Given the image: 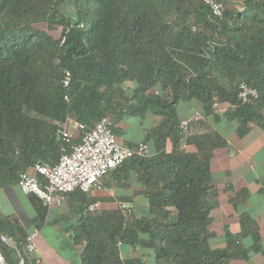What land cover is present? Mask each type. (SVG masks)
<instances>
[{
  "label": "trees",
  "instance_id": "16d2710c",
  "mask_svg": "<svg viewBox=\"0 0 264 264\" xmlns=\"http://www.w3.org/2000/svg\"><path fill=\"white\" fill-rule=\"evenodd\" d=\"M217 1L224 6L220 17L201 0H0V188L17 184L35 164L58 161L55 120L69 117L92 127L107 116L114 131L125 114L160 117L141 141L151 152L109 173L115 181L136 175L147 214L119 205L90 212L95 199L88 193L67 195L81 264H231L248 256L244 236L253 239L252 251H262L245 211L240 231L225 232V247L209 243L218 195L210 159L227 142L207 118L236 120L239 137L251 124L264 129V0ZM241 82L258 96L242 102ZM180 101H196L202 110L185 133ZM27 196L43 222L49 208ZM232 203L237 206L235 198ZM0 235L12 243L0 240L8 264L19 256L26 264V234L17 222L0 216ZM122 250L140 253L123 258Z\"/></svg>",
  "mask_w": 264,
  "mask_h": 264
},
{
  "label": "crops",
  "instance_id": "0c3cea01",
  "mask_svg": "<svg viewBox=\"0 0 264 264\" xmlns=\"http://www.w3.org/2000/svg\"><path fill=\"white\" fill-rule=\"evenodd\" d=\"M176 111L180 121L202 117L201 106L196 101H180ZM144 116L146 120L125 114L120 121L114 123V132L120 144L128 146L141 142L146 129L160 122L158 115L146 113ZM211 117L207 118L208 124L226 139L227 144L225 147L216 148L210 159L211 177L218 195L216 206L211 212L210 229L214 236L210 238L209 243L213 248L225 247V232L240 231L239 214L241 210L245 211L252 217L259 230L262 251H252L253 239L250 236H244L240 243L248 250V256L236 257L230 262L231 264H264V194L259 192L264 184V129L251 124L249 131L243 137H239L235 130L236 120H227L226 117L219 116L218 120L212 117L215 122L211 123ZM147 118H150V124ZM215 123H220V126ZM134 124H137L140 130H138V136H133ZM183 147L190 151L194 150L192 144H183ZM148 150L151 152L152 148L148 147ZM29 172L33 173V170ZM108 174L102 179V190L91 191L88 196L99 200L101 209H109L115 205L126 208L124 206L129 205L130 210L138 213L137 215L147 214V199L142 193L141 184L136 181V175L129 173L126 180L115 181L110 180V174ZM243 189L248 191L249 197L245 203L241 201L243 203L241 204L236 194ZM234 198L237 206L232 203ZM60 208L57 206L49 208L43 222H39L34 206L28 196L19 190L17 184L0 188V216L14 219L25 234L35 229L38 231L35 250L28 253L24 248L22 249L21 254L25 255L26 264H81L79 260L81 248L75 246L72 241L71 227L75 225L70 228L63 226L60 221L66 216L57 215L60 214ZM70 210L71 216L66 218L73 219L77 223L73 209L70 208ZM50 216L53 217L50 218ZM46 229L51 232L49 233ZM44 230H46L45 233ZM0 240L12 245L10 240L1 235ZM129 252L130 250L126 251L128 255L122 254V257L133 256ZM17 261V264L20 261L24 264V259L20 256Z\"/></svg>",
  "mask_w": 264,
  "mask_h": 264
},
{
  "label": "built area",
  "instance_id": "2783aa9c",
  "mask_svg": "<svg viewBox=\"0 0 264 264\" xmlns=\"http://www.w3.org/2000/svg\"><path fill=\"white\" fill-rule=\"evenodd\" d=\"M201 1L213 16L222 15L224 6L221 2ZM69 79V72H65L62 80L64 87L68 86ZM257 96L256 89L247 83L238 85V97L242 102H250ZM190 120L180 121L184 133ZM54 125L61 143L58 161L53 165L35 164L33 173L22 172L17 181L24 195L36 196L48 208L59 206L72 191L89 193L102 190V179L110 171L132 156H145L148 153V146L144 142H137L131 147L120 144L113 131V121L107 116L101 117L92 127L69 117L63 121L55 120ZM74 139L77 141L73 142ZM99 208V200L87 205L90 212ZM37 234L36 229L26 234L24 249L28 253L35 250ZM0 264H8L1 247Z\"/></svg>",
  "mask_w": 264,
  "mask_h": 264
},
{
  "label": "rangeland",
  "instance_id": "374dc122",
  "mask_svg": "<svg viewBox=\"0 0 264 264\" xmlns=\"http://www.w3.org/2000/svg\"><path fill=\"white\" fill-rule=\"evenodd\" d=\"M237 3H240V2H237ZM221 106L220 105H216V111H220L219 112V114L222 112L221 110ZM131 117H134V118H137V119H141V120H146V118H145V116H134V115H130ZM220 116H221V114H220ZM223 116V115H222ZM225 117V116H224ZM223 117V118H224ZM226 119V118H225ZM147 122L150 124V118H147ZM210 122L211 123H213V122H215V121H213L212 120V117L210 118ZM217 126H220V123H215ZM137 124H134V135L133 136H138V130H139V128H138V126H136ZM230 125H232V123H230ZM147 130V129H146ZM140 131V130H139ZM262 188L264 189V184H263V186H262ZM248 197H249V195L246 197L245 195H243V194H240V195H238L236 198L238 199V201L239 202H243V203H245V201L248 199ZM241 202V204H243ZM69 204H70V201L68 200V198H66L59 206H57V207H61L59 210H60V214H57V215H62V216H71V210H70V208H69ZM124 207H126V208H123L124 209V211H130V212H133L132 210H130L131 209V207L129 206V205H125ZM128 207V208H127ZM130 207V208H129ZM99 209H101V207L99 208ZM126 209H128V210H126ZM58 210V209H57ZM241 212H242V210H241ZM136 214V213H135ZM138 214V213H137ZM140 215V214H139ZM53 217V216H52ZM51 216H50V218H52ZM62 218L61 219V223L63 224V226L65 227V228H70L71 226H73V225H75L76 224V221H74L73 219H68V218ZM51 220V219H50ZM48 232H49V230L48 229H46ZM46 230H44V233H45V231ZM51 232V231H50ZM49 232V233H50ZM36 241V240H35ZM139 250H130V252H129V254H132L133 256H137V255H139ZM121 254H123L124 256H127L128 255V253H126V251H124V250H122L121 251ZM147 258H148V260H149V256H147Z\"/></svg>",
  "mask_w": 264,
  "mask_h": 264
}]
</instances>
